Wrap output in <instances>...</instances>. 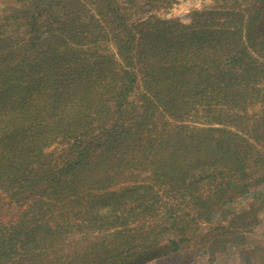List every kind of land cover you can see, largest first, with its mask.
<instances>
[{
    "label": "trees",
    "instance_id": "16d2710c",
    "mask_svg": "<svg viewBox=\"0 0 264 264\" xmlns=\"http://www.w3.org/2000/svg\"><path fill=\"white\" fill-rule=\"evenodd\" d=\"M211 1L0 0V264L170 263L264 182V0Z\"/></svg>",
    "mask_w": 264,
    "mask_h": 264
},
{
    "label": "rangeland",
    "instance_id": "374dc122",
    "mask_svg": "<svg viewBox=\"0 0 264 264\" xmlns=\"http://www.w3.org/2000/svg\"><path fill=\"white\" fill-rule=\"evenodd\" d=\"M212 6L211 0H175L158 15L187 24L194 10ZM192 231L185 251L166 264H264V182L216 209Z\"/></svg>",
    "mask_w": 264,
    "mask_h": 264
}]
</instances>
